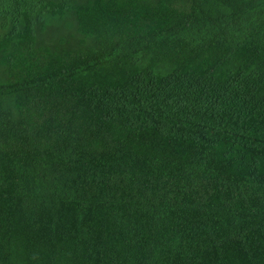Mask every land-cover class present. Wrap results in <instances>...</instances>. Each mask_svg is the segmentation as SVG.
<instances>
[{
	"label": "trees",
	"instance_id": "1",
	"mask_svg": "<svg viewBox=\"0 0 264 264\" xmlns=\"http://www.w3.org/2000/svg\"><path fill=\"white\" fill-rule=\"evenodd\" d=\"M0 264H264V0H0Z\"/></svg>",
	"mask_w": 264,
	"mask_h": 264
}]
</instances>
